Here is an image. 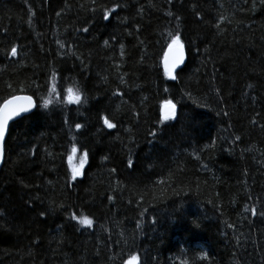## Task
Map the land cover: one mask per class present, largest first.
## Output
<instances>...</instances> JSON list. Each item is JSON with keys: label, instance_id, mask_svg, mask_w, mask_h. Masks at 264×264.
<instances>
[{"label": "trees", "instance_id": "trees-1", "mask_svg": "<svg viewBox=\"0 0 264 264\" xmlns=\"http://www.w3.org/2000/svg\"><path fill=\"white\" fill-rule=\"evenodd\" d=\"M16 94L0 264H264V0H0Z\"/></svg>", "mask_w": 264, "mask_h": 264}, {"label": "snow or ice", "instance_id": "snow-or-ice-1", "mask_svg": "<svg viewBox=\"0 0 264 264\" xmlns=\"http://www.w3.org/2000/svg\"><path fill=\"white\" fill-rule=\"evenodd\" d=\"M109 18L108 14L106 13L104 16V19L107 20ZM87 31V29H85ZM107 43V41L105 42ZM63 47V45H61ZM175 46L176 52L175 55L172 58L171 64H169V59L168 55L166 54L165 56V71L166 74L171 75L172 71L181 63L184 61V51H183V45L180 43V36L176 35L173 40L172 44L169 45V50L171 51L172 48ZM12 55L15 56L17 54V50L15 47L12 48L11 50ZM172 79H176L175 76H172ZM72 89H68L69 93H72ZM79 102L80 101V95L76 94L74 97L69 96V101L71 102L72 100ZM16 99H23L27 101V106L22 105V104H15L14 101L9 100L5 102L3 108H0V155L3 153V142L5 140V134L6 130L9 127V121L13 119V117H18L20 116L21 113L29 111V107L32 105V98L31 97H17ZM50 101L45 100L44 101V106L47 107ZM166 108L168 109L167 112H164L162 114V121L167 122L171 119L175 118V105L171 101H166L165 103ZM104 124L106 125L107 128L112 129L115 127V125L111 122H109L108 119L104 120ZM76 127L79 129L81 126L79 124L76 125ZM155 135V133L153 134ZM75 151V148L73 149ZM87 153H85V158H87ZM83 167V162L80 165V168ZM80 168H74L72 170V179L75 180L77 176L81 174ZM253 215H255V210H253ZM73 219H76V217H73ZM81 224L91 226L92 225V220L84 218L79 221ZM135 259V257L133 258Z\"/></svg>", "mask_w": 264, "mask_h": 264}, {"label": "water", "instance_id": "water-1", "mask_svg": "<svg viewBox=\"0 0 264 264\" xmlns=\"http://www.w3.org/2000/svg\"><path fill=\"white\" fill-rule=\"evenodd\" d=\"M183 51H184V48H183ZM175 52H176V48H175V46L172 48L171 51L169 50V46H168L167 49L165 50L164 55H163V59H162V65H163L164 69H165V63H164V62H165V56H166V54L168 55L169 64H171V61H172L173 56L175 55ZM185 58H186V57H185V53H184V61H185ZM184 61H183V63H184ZM183 63L179 64V65H178V66L172 71V73H171V75H170L171 77L174 76L175 71H176L179 67H181V66L183 65ZM25 96L30 97V96H28V95H24V94H18V95H14V96H12V97H8V98L5 99L3 102H1V104H0V108H3L5 102H7V101H9V100L14 101L15 104H22V105L27 106V101H25V100H23V99H16L17 97H25ZM33 108H34V100H33V98H32V105L29 107V111H27V112H23V113L20 114V116H18V117H13V119L9 121V127H8V129L6 130L5 140H6V137H7V134H8V131H9V128H10L11 123L15 122L17 119L23 117L24 115H27V114H29L30 112H32ZM175 110H176V107H175ZM167 111H168V109L166 108V106H165V104H164V105L162 106V114H163L164 112H167ZM5 140H4V142H3V153H2V155H0V166H1V164H2V162H3V159H4V146H5ZM127 264H128V263H127ZM130 264H132V263H130Z\"/></svg>", "mask_w": 264, "mask_h": 264}, {"label": "rangeland", "instance_id": "rangeland-1", "mask_svg": "<svg viewBox=\"0 0 264 264\" xmlns=\"http://www.w3.org/2000/svg\"><path fill=\"white\" fill-rule=\"evenodd\" d=\"M81 162H79L74 168H80Z\"/></svg>", "mask_w": 264, "mask_h": 264}, {"label": "bare ground", "instance_id": "bare-ground-1", "mask_svg": "<svg viewBox=\"0 0 264 264\" xmlns=\"http://www.w3.org/2000/svg\"><path fill=\"white\" fill-rule=\"evenodd\" d=\"M171 45V44H170ZM184 53H185V51H184ZM185 57H186V54H185Z\"/></svg>", "mask_w": 264, "mask_h": 264}]
</instances>
